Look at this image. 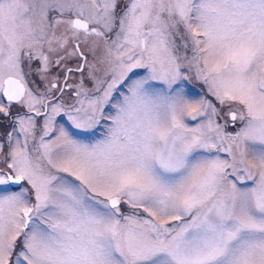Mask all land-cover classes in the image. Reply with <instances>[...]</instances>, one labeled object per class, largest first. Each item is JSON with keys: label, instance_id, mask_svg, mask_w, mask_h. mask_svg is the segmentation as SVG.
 Segmentation results:
<instances>
[{"label": "snow or ice", "instance_id": "6c2138e0", "mask_svg": "<svg viewBox=\"0 0 264 264\" xmlns=\"http://www.w3.org/2000/svg\"><path fill=\"white\" fill-rule=\"evenodd\" d=\"M0 264H264V0H0Z\"/></svg>", "mask_w": 264, "mask_h": 264}]
</instances>
